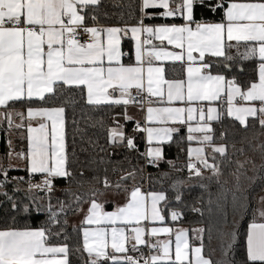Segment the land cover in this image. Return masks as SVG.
Masks as SVG:
<instances>
[{
    "label": "snow or ice",
    "instance_id": "1",
    "mask_svg": "<svg viewBox=\"0 0 264 264\" xmlns=\"http://www.w3.org/2000/svg\"><path fill=\"white\" fill-rule=\"evenodd\" d=\"M0 133V264H264V0H0Z\"/></svg>",
    "mask_w": 264,
    "mask_h": 264
},
{
    "label": "trees",
    "instance_id": "2",
    "mask_svg": "<svg viewBox=\"0 0 264 264\" xmlns=\"http://www.w3.org/2000/svg\"><path fill=\"white\" fill-rule=\"evenodd\" d=\"M109 10H110V11H118V9H109ZM199 16H200V13H199V11H197V18H199ZM206 18L219 19L218 17H211V16H208V15H206ZM155 22H163V19L161 18V19H159V20H157V21H155ZM122 46H123V49H124L125 51H127V50L129 49V43H128V41H127V40L123 41V42H122ZM245 67H247V64H245ZM242 78H243V77H242ZM85 111H87V109H85ZM69 114H71V113H69ZM76 115H77V118L79 119V118H80V110H79V109H77V113H76ZM83 126H84V122L82 121V122H81V127H83ZM131 127H132L131 124H129V125L127 126L128 131L131 130ZM69 131H71V130L69 129ZM15 142H16V144H17V150H19L20 147H23V146H24V145H22V144L20 143V141H19L18 139L15 140ZM136 142H137V145H138L139 150H140L141 152L145 151V142L142 141V140H140V139H137ZM69 143H70V138H69ZM18 144H20V147L18 146ZM238 146H239V145H238ZM5 150H6V149H5V141H4V139H3V134L0 133V156H3V155H4ZM165 151L168 153V158H170V159H171V158H174V156H175V152H176V148H175L174 145H173L171 148H168V146H165ZM134 162H135V161H134ZM154 171H155V169H153V168H151V167L147 168V172H149V173L154 172ZM10 175H25V173L22 172V171H20V172H11ZM249 175L251 176V175H253V174L250 172ZM148 187H149V186H148ZM263 192H264V190H262V189H261V186L259 185V183H257V186L255 187L254 191L250 194V200H251L250 208H251V209H255V208H256V202H257V199L259 198V196H260ZM193 194L195 195V193H193ZM108 206H109V208L112 207L111 204H108ZM188 219H191V216H189ZM251 219H252V215H251V211H250L249 216L246 218V220H247V221H250ZM174 225H175V226L178 225V226H181V227H189V226H192V227H198V226H200V225L195 224V223H193L192 225H189V223H187V222H185V223H183V224L176 223V224H174ZM245 227H246V224H245ZM72 243L75 244V243H77V241H76V240H73ZM145 253H146V250H145ZM74 255H75V254H74ZM85 258H86V256H85Z\"/></svg>",
    "mask_w": 264,
    "mask_h": 264
},
{
    "label": "crops",
    "instance_id": "3",
    "mask_svg": "<svg viewBox=\"0 0 264 264\" xmlns=\"http://www.w3.org/2000/svg\"><path fill=\"white\" fill-rule=\"evenodd\" d=\"M236 2H245V0H236ZM169 47H171V46H169ZM17 164H20L21 165V167H22V162H20V161H17ZM144 187H145V189H147L148 187H146L145 185H144ZM264 193V192H263ZM262 193V194H263ZM261 196L262 195H260L259 196V198L257 199V202H256V210H257V212H258V210L259 209H261L262 207H264V205H261L260 204V198H261ZM264 197V196H263ZM105 209L107 210V211H111L112 210V207L111 208H109V206H108V204L107 205H105ZM80 219H81V217H75V218H73V223H77V224H79V222H80ZM257 220H259V216H257ZM169 226H172V227H181V226H178V225H173V224H171V222H169ZM164 237L162 236L161 237V239H163Z\"/></svg>",
    "mask_w": 264,
    "mask_h": 264
},
{
    "label": "rangeland",
    "instance_id": "4",
    "mask_svg": "<svg viewBox=\"0 0 264 264\" xmlns=\"http://www.w3.org/2000/svg\"><path fill=\"white\" fill-rule=\"evenodd\" d=\"M13 140H14V143H16L15 142V140H17L16 135L13 136ZM18 146L20 147V144H18ZM14 163H17V161H14ZM261 195H262L261 197H263L264 196V193L261 194ZM257 216H258V212H257Z\"/></svg>",
    "mask_w": 264,
    "mask_h": 264
},
{
    "label": "built area",
    "instance_id": "5",
    "mask_svg": "<svg viewBox=\"0 0 264 264\" xmlns=\"http://www.w3.org/2000/svg\"><path fill=\"white\" fill-rule=\"evenodd\" d=\"M145 186H146V187H148V184H147V183H145ZM145 250H146V253H147V249H145Z\"/></svg>",
    "mask_w": 264,
    "mask_h": 264
}]
</instances>
